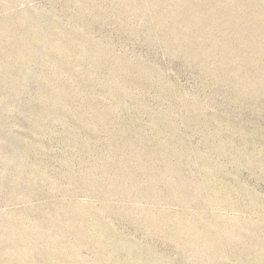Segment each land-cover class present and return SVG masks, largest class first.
<instances>
[{
	"label": "rangeland",
	"instance_id": "1",
	"mask_svg": "<svg viewBox=\"0 0 264 264\" xmlns=\"http://www.w3.org/2000/svg\"><path fill=\"white\" fill-rule=\"evenodd\" d=\"M0 264H264V0H0Z\"/></svg>",
	"mask_w": 264,
	"mask_h": 264
}]
</instances>
